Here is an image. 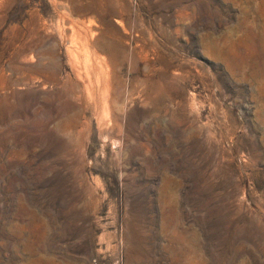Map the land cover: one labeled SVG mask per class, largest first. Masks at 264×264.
<instances>
[{"label":"rangeland","instance_id":"374dc122","mask_svg":"<svg viewBox=\"0 0 264 264\" xmlns=\"http://www.w3.org/2000/svg\"><path fill=\"white\" fill-rule=\"evenodd\" d=\"M0 264H264V0H0Z\"/></svg>","mask_w":264,"mask_h":264},{"label":"bare ground","instance_id":"6f19581e","mask_svg":"<svg viewBox=\"0 0 264 264\" xmlns=\"http://www.w3.org/2000/svg\"><path fill=\"white\" fill-rule=\"evenodd\" d=\"M105 93H106V91H105Z\"/></svg>","mask_w":264,"mask_h":264}]
</instances>
